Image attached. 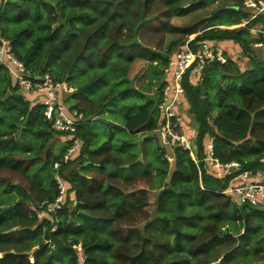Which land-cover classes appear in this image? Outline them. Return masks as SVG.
<instances>
[{"label": "trees", "instance_id": "1", "mask_svg": "<svg viewBox=\"0 0 264 264\" xmlns=\"http://www.w3.org/2000/svg\"><path fill=\"white\" fill-rule=\"evenodd\" d=\"M227 1L179 25L174 16L215 1L0 0L1 35L30 77L66 80L74 90L64 100L85 116L75 133L58 131L46 105L0 61V98L11 91L0 102V137L17 136L24 125L9 150L0 148V264H264V209L221 191L235 174L264 167V58L252 50L264 40V17L229 27L251 10L243 0L215 3ZM151 24L180 37L166 49L146 42L142 29ZM194 33L195 42L218 43L226 53L223 42L232 41L251 61L242 67L230 54L227 62L208 61L201 78L188 70L176 108L198 157L212 136L223 161L241 162L224 177L206 161L200 171L189 149L165 144L158 132L166 69ZM75 136L81 147L55 169ZM65 170V200L49 211L60 193L56 173ZM245 219L240 243L242 229L233 235L225 223L243 221V228Z\"/></svg>", "mask_w": 264, "mask_h": 264}, {"label": "built area", "instance_id": "2", "mask_svg": "<svg viewBox=\"0 0 264 264\" xmlns=\"http://www.w3.org/2000/svg\"><path fill=\"white\" fill-rule=\"evenodd\" d=\"M214 1L218 2L221 0ZM243 2L251 10V14L242 23L233 24L232 26L234 27L246 25L252 19L258 17H264V0H243ZM259 29L256 28V30ZM195 37L196 33L189 35L185 42L173 52V56L170 58L169 66L166 69L167 74H169L168 81L164 86L163 98L159 104L163 122L158 128V132L165 144H178L189 149L200 171V162L206 161L214 168L211 171L215 175L224 177L232 172L233 169L241 167V162L238 160L223 161L215 152L214 138L212 136L208 139L204 153L201 157H198L194 146L195 134L191 136L184 130V122L181 118L174 119L177 115V106H181L183 102L182 94L185 91L183 79L186 72L192 70L197 78H201L203 68L208 61L219 60L220 62H227L231 54L230 51L226 53L224 47L218 43L207 40L195 42ZM254 45L262 47L264 46V40H260ZM0 61L10 68L14 79H17L22 85L23 91L31 92L35 96V99L31 98L33 101L35 100L46 105V118L53 121V125L58 131L64 133H75L77 131L78 125L85 119L84 113L77 108H72L64 100L65 92L73 91L74 87L66 80L55 81L49 73L40 76V80L32 79L24 63L14 55L10 40L1 35V29ZM81 145L82 139L75 136L71 145L65 151L64 157L54 162V168L58 170L61 163L68 161ZM167 157L170 160L173 159V155L170 153H167ZM56 179L59 183L60 193L54 202L48 204L49 211H55L63 205L68 189L65 180L59 172L56 173ZM221 191L234 195L242 203L247 202L263 207L264 167L262 171L245 169L235 174ZM74 246L79 247V249L82 248L81 244H75ZM81 260H84L83 254H81Z\"/></svg>", "mask_w": 264, "mask_h": 264}, {"label": "rangeland", "instance_id": "3", "mask_svg": "<svg viewBox=\"0 0 264 264\" xmlns=\"http://www.w3.org/2000/svg\"><path fill=\"white\" fill-rule=\"evenodd\" d=\"M229 2H231V1L223 2V3L222 2L221 3L213 2V3H210L209 5H207V7L194 9V10H192L189 13L184 14V15H176V16H174L172 18V21L174 23H176V24H179V25L191 24V23H194L195 21H197L200 18L203 19V18L207 17L217 7H219L221 5H224L225 3H229ZM242 22H240V23H242ZM240 23H237V24H240ZM225 26L226 25H223L222 27H225ZM227 26L234 27L232 25H227ZM153 27H155L154 24H151L150 28H143L142 29L141 37H142V39L144 41L149 42L151 44H156V45L158 43H161L164 46V48L166 49L170 45V42H172V41H174V40H176V39H178L180 37L179 33H165V34H163L162 32L154 31L152 29ZM254 27H255V28H253L254 33L258 34L260 32V29L256 30V28H261V24H255ZM233 46L234 47L231 50H229L231 55L236 57L237 61L241 64L242 67L249 66L251 64V61L246 57L245 53L241 52L238 47L236 48V45L233 44ZM252 50H253V53L256 54V56H258L260 58H264V46L256 47L254 45ZM140 65L141 64H139V65L137 64V66L135 67V71L136 72H137V70H138ZM64 95H66V93ZM134 97L139 98V95L134 94ZM106 113H103V115L106 118H109L108 113L107 114ZM0 114L1 115L5 114V106H2L0 108ZM33 139H34L35 143L38 142V140L36 138H33ZM56 142H57V145L56 146L53 145V147H54V149L59 150L60 147H61V142L58 141V140ZM11 144L12 143H6V145L4 147H3V145H0V148H1V150L2 149L9 150L11 148ZM167 145H169V144H167ZM262 169H263V164L257 166L256 169H251V170L252 171H255V170L256 171H262ZM68 174H69L68 170H65L64 172H62V175H63L62 177L65 180L66 184L68 182V180H67ZM218 185H220V184H218ZM0 193H2V190H0ZM152 194L155 195L156 191L152 190ZM14 195H15V198H19L20 197L18 191H14ZM5 206H7V205H5ZM258 207H261V208L264 209V206L263 207L262 206H258ZM46 214H47V212H40L39 215L43 216V215H46ZM141 225H143V224H141ZM242 226H243V221H238L236 223H232V222H226L225 223V227H228L230 229V231H232L231 233H233V235H236V232L240 228L243 230L244 227L242 228ZM263 236H264V232L259 237L263 238Z\"/></svg>", "mask_w": 264, "mask_h": 264}, {"label": "water", "instance_id": "4", "mask_svg": "<svg viewBox=\"0 0 264 264\" xmlns=\"http://www.w3.org/2000/svg\"><path fill=\"white\" fill-rule=\"evenodd\" d=\"M39 77H40V76H38V78H39ZM10 94H11V91H8L7 94H6V96H5L4 98H0V102H1L2 100L7 99V98L10 96ZM23 128H24V125L21 124L17 136H16V135H12V136H2V137H0V145H1V144H5V143H11V142H13L14 140H16L17 138H21V137H22V133H23ZM142 141H143V138H140V139L137 140V142H138V144H139V149H140V155H139V157H138V160H140V159L142 158V152H141V150H142V148H141ZM248 226H249V222H248L247 219H245V225H244V228H243L242 232L239 234V239H240L239 242H240V243L242 242L243 234H244V232L246 231V229L248 228ZM29 253L32 254V253H33V250H32L31 252H29ZM134 259H135V257L132 256V260H134Z\"/></svg>", "mask_w": 264, "mask_h": 264}, {"label": "crops", "instance_id": "5", "mask_svg": "<svg viewBox=\"0 0 264 264\" xmlns=\"http://www.w3.org/2000/svg\"><path fill=\"white\" fill-rule=\"evenodd\" d=\"M231 42L232 41H226V43H224L223 42V45H225L227 48H229L228 50H231L232 49V44H231ZM238 45V44H237ZM239 46V45H238ZM240 47V46H239ZM238 47V48H239ZM240 49V51L242 52V49H241V47L239 48ZM193 133H194V131H193Z\"/></svg>", "mask_w": 264, "mask_h": 264}]
</instances>
